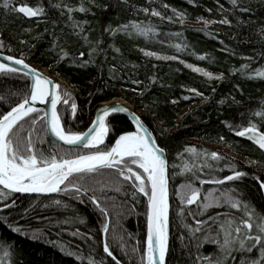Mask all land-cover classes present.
Segmentation results:
<instances>
[{
	"label": "trees",
	"instance_id": "obj_1",
	"mask_svg": "<svg viewBox=\"0 0 264 264\" xmlns=\"http://www.w3.org/2000/svg\"><path fill=\"white\" fill-rule=\"evenodd\" d=\"M41 2L48 9L46 18H28L0 6V39L4 43L0 52L17 57L23 54L26 61L44 67L74 88L75 92L71 94L78 105L75 120L71 119L70 109L63 103L58 109L66 126L74 131H84L93 120L96 104L113 97H122L142 111V120L155 136L160 137L158 143L168 154L171 206L170 252L167 264H192L196 256L195 239L191 245L190 256L189 249L184 247L188 241L185 239L182 243L180 236L191 235L188 229L183 227V223L196 227L195 219L188 213H198L200 209L195 204V206L182 204L176 197V189L180 183H194L197 177L223 179L231 175L233 169L245 172L247 175L240 181L225 184L229 183L230 188L237 189L241 194L242 200L264 213V190L260 187V183L264 181V152L253 143L236 136L237 129L230 130L224 123L248 126V122L251 121L264 131V121L252 115L255 110L264 106V78H254L257 69L264 70L262 55L264 38L261 33L264 29V0H240L241 6L252 9L248 13L233 11L230 0H127L126 3L124 0H95V5L99 7L85 0L91 11L87 14L76 12L73 16L75 20L89 22L85 26V34L89 36L91 43L71 35V21L68 20L67 14L62 17L58 10L49 8V0H13L12 7L18 8L25 4L39 6ZM52 2L55 3L56 0ZM63 2L76 6L80 0ZM2 3L3 0H0V5ZM105 5L108 6L107 10L104 9ZM220 5H223V8ZM143 8H148L149 12H143L141 10ZM152 9L158 11L160 16L152 15ZM209 9L211 11H208ZM173 10L185 14L182 22ZM225 16L232 21L231 25L218 23ZM169 17L172 19L169 20ZM201 17L203 19H199ZM237 19L244 23L238 24ZM205 20L216 23L206 25ZM53 21H56L55 26ZM131 22L151 24L155 27V33L145 38L135 34L128 35L123 31L115 35L111 31H105L109 25L115 29ZM53 32L60 37L58 43L78 61L88 60L89 53L96 49L87 67L75 66L71 59L59 61V49L53 47V41L56 39ZM177 44L186 47L177 51L175 47ZM116 48L120 51L116 52ZM80 52L85 53L83 58H80ZM145 52L157 55L148 56ZM173 56L178 59L157 58ZM201 56L205 59H199ZM243 65L249 67L245 69ZM195 68L202 71L197 72ZM203 72H210L214 76L223 73V79L210 80ZM133 80L142 83L134 84ZM193 88L203 93V97L189 91ZM28 91V77L23 74L10 76L0 74V96L6 97L4 101H0V112L10 110V106L19 103ZM173 100L177 103L173 104ZM221 100L224 103H220ZM108 120L115 129L109 133L107 142L109 146L118 135L133 130L130 121L122 114H114ZM40 128L41 125L38 124L37 129ZM221 136L224 137L223 141L220 140ZM47 140L45 148L52 145V140L48 136ZM205 143L220 146L242 160L236 161L219 150L225 159L214 161L207 157L205 163L204 156L197 159L185 151L187 146H196L198 150L213 152L204 145ZM61 147L63 146L56 143L58 151ZM63 149L67 150L65 147ZM185 163L195 165L193 169L196 171L195 176L191 172L183 171L182 166ZM230 166L232 169L229 171ZM117 180L122 182V178L118 177L114 170H103L94 176L89 174L82 182L98 186L96 181ZM208 183L209 181L205 184ZM131 192L132 188L128 183H124L120 192L112 189L107 191V197L111 198L106 202L111 215L107 239L119 264H142L141 257L146 248L147 198L138 194L133 201ZM14 198L17 201V212L28 208L33 201L39 204L40 201L48 203L50 199L68 200L64 193L14 194ZM69 203L86 220V223L79 227L81 232H88L93 236L92 241L71 237L68 232H64L58 238L56 233L59 229L53 226L55 219H63L64 215H70L72 209H44L42 206L37 207L25 219L16 217L19 224L32 232L46 229L42 240H25L22 238L23 234L14 233L3 224H0V239L14 242L16 257L21 264H87L86 260H74L59 251L60 244L67 241H71L73 247L78 246L85 256L89 252V243H93L95 244L93 255L97 259L104 257L105 264H116L103 253L102 241L105 237L100 229L104 217L100 215L99 210L86 199L84 203L79 201ZM181 209L185 210L183 215ZM227 212L228 206L211 207L196 218L207 221L206 226H209L217 219L222 221ZM231 212L236 216L241 215L236 209H231ZM45 217L54 219L49 223ZM217 224L214 223L211 231L216 233ZM200 227L204 228L203 225ZM113 230L117 236L123 237V248L112 239ZM204 235L203 232L196 233L201 239ZM51 241L58 242L53 245ZM133 248L136 249L135 252L132 251ZM216 251L217 246L211 243L205 244L200 250L203 255ZM258 256L256 250L250 254L251 259ZM238 261L239 255L235 264H238Z\"/></svg>",
	"mask_w": 264,
	"mask_h": 264
},
{
	"label": "snow or ice",
	"instance_id": "obj_2",
	"mask_svg": "<svg viewBox=\"0 0 264 264\" xmlns=\"http://www.w3.org/2000/svg\"><path fill=\"white\" fill-rule=\"evenodd\" d=\"M124 2L126 3L127 0H124ZM88 3L95 5V0H88ZM230 3L233 11H238L239 13L252 11L250 7L241 6L240 0H230ZM12 4L13 0H3L0 6L10 12L23 14L28 18L47 17L48 9L44 7L42 2L39 6L25 4L18 8L12 7ZM95 6L99 7V5ZM48 7L58 10L62 17L67 14L68 20L71 21V35L91 43L89 36L85 34V26L89 22L86 20H75L73 16V13L76 12L87 14L91 11L85 0H80L76 6H70L64 3L63 0H56L55 3L49 0ZM107 7L105 5L104 9L107 10ZM164 7H167V5H164ZM220 7L223 8V5H220ZM141 10L145 13L149 12L148 8ZM173 11L182 22L185 14L176 10ZM208 11H211V9ZM152 15L160 16V13L152 9ZM171 19L169 17V20ZM204 22L206 25L216 23V21L207 20ZM218 23L231 25L232 21L225 16ZM237 23H244V21L237 19ZM55 24L56 21H53V26ZM105 31H111L113 35L123 31L128 35L135 34L148 38L150 34L155 33V27L151 24L131 22L130 24L120 25L115 29L109 25ZM261 33L262 38H264V29L261 30ZM53 35L56 37L53 41V47L54 49H59V61L71 59L73 65L87 67L96 49L89 53L88 60L78 61L75 57H71L58 43L59 35L55 32H53ZM21 43H26V41H21ZM3 47V40L0 39V48ZM175 47L177 51H180L186 45L177 44ZM115 51L119 52L120 49L116 48ZM145 55L156 56L157 54L145 52ZM79 56L83 58L85 53L80 52ZM157 58L178 59L176 56ZM199 59L203 60L205 57L201 56ZM6 61H11L12 63L10 64ZM242 67L247 69L249 65H243ZM194 70L197 72L202 71L199 68ZM112 71L114 73L115 69L113 68ZM21 72H23L24 76L31 79L29 91L22 96L19 103H16L15 106H10V110L0 112V224L5 225L14 233L27 236L29 228L19 224L16 219L17 216L20 219H25L39 206L44 209L68 210L71 208L72 212L70 215H64L63 219H55L53 226L59 229L56 233L57 237L60 238L64 232H68L71 237H79L90 242L93 240V236L88 232H81L79 227L84 225L86 220L69 203V201L84 203L86 199L104 217L101 221L100 229L105 237L102 241L103 253L116 264H119L107 239L110 231V212L106 202L111 199L107 197V191L112 189L120 192L124 187V183H128L132 188L131 198L133 201L136 200L138 194H142L147 198V238L146 248L141 257L142 264H167V256L170 252L169 175L166 149L157 142L160 137L154 136L153 131H150L141 117L132 113L135 130L123 132L111 146L106 144V137L110 131L115 130L108 120L110 114L129 111L127 107L119 103L108 104L98 109V114L87 131H74L71 127L66 126V122L57 108L58 104L63 103L70 109L71 119L75 120L78 105L71 93L63 89L52 78L45 76L41 71L30 67L25 62L23 54H21L20 58L9 55L0 59V74L10 76ZM203 75L210 80L223 79V73L214 76L210 72H203ZM254 78H264V70L257 69ZM132 83L139 84L142 82L133 80ZM189 91L196 96L203 97V93L194 88L189 89ZM12 95H19V93H12ZM5 99L6 97L0 96V101ZM184 99H189V97H184ZM204 99H207V97H204ZM37 102L50 103V113L49 111H43V114H41L42 110L35 107ZM172 103L175 104L177 101L173 100ZM220 103H224V101L221 100ZM252 115L264 121V106L255 110ZM224 123L230 130L233 128L237 129L235 130L236 136L247 137L254 141L260 149H264V131H261L255 123L249 121L248 126ZM38 124L41 125L39 130L37 129ZM49 134L56 139L52 141V145L49 148H45L44 145L48 144L47 136ZM220 140L223 141L224 137L221 136ZM57 142H62V145L68 146L67 150L61 147L58 151L56 148ZM81 148L87 151H73ZM185 151L197 159L204 156L206 158L205 163H207V157L214 161L225 159L218 152L208 153L206 150H198L196 146H187ZM208 166L211 167V165ZM194 168L195 165L188 163L182 166L184 172H191L195 176L196 171H193ZM103 170H114L115 174L122 178V182L120 180L115 182L96 181L98 186H90L82 182L89 174L94 176L102 173ZM246 175L245 172L233 169L231 175L211 182L223 185L225 182L240 181ZM207 182L201 181V183ZM260 187L264 190V181L260 183ZM181 188L186 189L177 192L182 204L192 205L197 203L200 198L199 189L193 187L192 183L182 185ZM16 193H64L68 200L50 199L48 203L40 201L39 204L33 201L28 208L23 209L22 212H17V201L14 198ZM240 195L237 189L230 188L221 193L219 197L212 196L209 198L206 196L204 197V202L199 206L200 211L198 213H188L195 219L196 227L184 222L183 227L188 229L191 235L188 237L181 235L180 240L184 243L185 239H187L188 242L184 244V247L189 249V255L191 256V245L193 239H195L196 256L192 264H235L237 255H239L238 264H264V213L257 211L255 206L242 200ZM221 202L223 205L228 206L229 212L225 213L224 219L217 224L216 235L205 234L203 239L197 237L196 233L204 232V229L200 226L206 222L196 217L203 215L210 207L221 206ZM231 209L238 210L241 215H233ZM184 212L185 210L181 209L182 215ZM44 219L52 223L54 218L45 217ZM209 219L211 220L212 218L210 217ZM213 223H216V221H213ZM46 231V229L33 231L31 238L40 239L45 235ZM210 231L211 225L208 228L209 233ZM112 239L117 241L121 248L124 247L123 237L117 236L114 230L112 231ZM57 242L51 241L53 245L57 244ZM207 243L216 245L217 251L209 255L201 254V248ZM253 250L259 253V256L255 259L250 258ZM59 251L68 257L74 258V260H86L87 264H105L104 257L97 259L93 255L95 252V244L93 243H89V252L86 256L78 246L73 247L71 241L60 244ZM132 251L135 252L136 249L133 248ZM0 253H2L0 255V264H21L16 257L14 242L0 239ZM96 255L99 254L96 253Z\"/></svg>",
	"mask_w": 264,
	"mask_h": 264
},
{
	"label": "water",
	"instance_id": "obj_3",
	"mask_svg": "<svg viewBox=\"0 0 264 264\" xmlns=\"http://www.w3.org/2000/svg\"><path fill=\"white\" fill-rule=\"evenodd\" d=\"M7 56H9V54H6V53H3V52H0V59H3L4 57H7ZM11 56H13V55H11ZM13 57H15V58H20V57H17V56H13ZM6 62H8V63H12L11 61H6ZM25 62L27 63V64H29L30 65V67H32V68H35V69H37V70H39V71H41L44 67H42V66H40V65H38V64H33V63H30V62H28V61H26L25 60ZM13 66H16V65H13ZM16 67H20V66H16ZM45 69V68H44ZM26 71V70H25ZM48 72V71H47ZM43 73V72H42ZM48 73H50V72H48ZM19 74H23V72H21V73H19ZM45 76H48V77H50L49 75H46L45 73H43ZM24 75V74H23ZM52 75V74H51ZM53 76H55V75H53ZM57 77V76H56ZM51 78V77H50ZM59 78V77H58ZM28 79H29V86H30V83H31V79H30V77H28ZM53 79V78H52ZM61 79V78H60ZM54 81H56L55 79H53ZM57 82V81H56ZM66 82V81H65ZM58 83V82H57ZM67 83V82H66ZM122 99L121 101H125V103H123V102H116V101H113L114 99ZM104 101H113V103H111V104H114V103H119V104H121V105H123V106H125V107H127L128 109H129V111L128 112H121V113H113V114H110V116L108 117V119L112 116V115H114V114H122V115H124L129 121H130V123L132 124V126H133V130H131V131H134L135 130V124H134V122H133V118H132V113H135L136 115H138V116H140L141 117V111L140 110H138V109H136L130 102H128L126 99H124V98H122V97H113V98H111V99H108V100H104ZM102 102V101H101ZM108 105V104H107ZM58 106H59V104L57 105V108H58ZM103 106H105V105H101L100 103H98V104H96V106H95V108H94V117H93V120H95V118H96V115L98 114V109H100V108H102ZM35 107H37L38 109H43V111H49V113H50V108H51V105H50V103H47V104H44V103H40V102H37L36 104H35ZM141 119H142V117H141ZM92 120V121H93ZM145 123V122H144ZM91 124H92V122H91ZM91 124L86 128V130L85 131H87V129L91 126ZM146 124V123H145ZM146 126L149 128V126L146 124ZM150 129V128H149ZM85 131H83V132H85ZM150 131H151V129H150ZM262 131V130H261ZM122 134V133H121ZM154 135V134H153ZM155 136V135H154ZM48 137L53 141V140H55L56 138L55 137H53V136H51V134H49L48 135ZM108 137H109V135L106 137V143H107V141H108ZM239 137V136H238ZM118 138V137H117ZM240 138H242V139H245V140H247V141H249V142H251V143H253L255 146H257L258 148H259V146L257 145V144H255L254 143V141H252V140H250V139H248L247 137H240ZM115 142V141H114ZM113 142V143H114ZM158 142V141H157ZM57 144H59V145H61V146H63V147H65V148H68V146H66V145H62V142H57ZM159 144V143H158ZM82 149V148H81ZM260 149V148H259ZM260 150H262L263 152H264V149H260ZM166 154H167V151H166ZM167 160H168V154H167ZM168 175H169V163H168ZM168 189H169V205L171 206V201H170V179H169V183H168ZM16 194H19V195H50V194H28V193H24V194H21V193H16ZM53 194V193H52ZM110 220H111V215H110V218H109ZM169 236H170V210H169ZM146 238H147V232H146ZM145 247H146V239H145Z\"/></svg>",
	"mask_w": 264,
	"mask_h": 264
},
{
	"label": "rangeland",
	"instance_id": "obj_4",
	"mask_svg": "<svg viewBox=\"0 0 264 264\" xmlns=\"http://www.w3.org/2000/svg\"><path fill=\"white\" fill-rule=\"evenodd\" d=\"M72 88V87H71ZM71 90H73L72 92H75V90H74V88H72ZM124 101V100H123ZM124 103H125V101H124ZM205 146H207V148H211L212 149V151H215V152H218L219 153V150H222V152H225L224 154L225 155H227V156H229V157H231V158H235L236 159V161L237 160H242V159H240L237 155H235V154H233V153H231V152H229L228 150H224V149H222V147H220V146H216V145H213V144H209V143H205L204 144ZM222 155V154H221ZM232 169V166H230V168L228 169L229 171ZM230 174V173H229ZM196 180V182H198V183H196V182H194V183H196V184H194V183H192L193 184V187H195V188H197V189H199V193H200V198H199V200L197 201V203H195V205H197L198 206V208L200 209V204H202L203 202H204V197H209V198H211L212 196H217V197H219L220 195H221V193H223L225 190H227V189H230V184L229 183H226L225 185H219V184H216V185H211V181H213V180H219V179H204V178H202V177H198V178H196L195 179ZM201 181H209V183L208 184H205V183H201ZM211 182V183H210ZM187 184H189V183H180L178 186H177V191H176V193L177 192H179V191H184V190H186V189H182L181 188V186L182 185H187ZM212 184H215V183H212ZM232 184V183H231ZM220 186H223V187H220ZM176 197L180 200V197L176 194ZM181 201V200H180ZM186 204V203H185ZM194 205V204H193ZM194 205V206H195ZM225 207V206H227V205H223V203L221 202V206H219V207ZM214 207H216V206H214ZM211 208V207H210ZM219 219H217V220H215L216 221V223H219L220 222V220L218 221ZM205 222H207V221H205ZM215 223V224H216ZM209 225H211V228L214 226V223L212 224H209ZM203 229H204V232L203 233H205V234H210V235H212V236H215L216 235V233H215V231H210V233L208 232V228H209V226H206V223L203 225Z\"/></svg>",
	"mask_w": 264,
	"mask_h": 264
},
{
	"label": "bare ground",
	"instance_id": "obj_5",
	"mask_svg": "<svg viewBox=\"0 0 264 264\" xmlns=\"http://www.w3.org/2000/svg\"><path fill=\"white\" fill-rule=\"evenodd\" d=\"M47 71L48 70L44 69V68L41 70V72H43L46 75H49L51 78L55 79L62 86V88L66 89L68 92L72 93L73 90H71L72 88L68 83H66L62 78L60 79V78L56 77V75L55 76H53V74L51 75V73H48L49 71L48 72ZM121 100L122 99L119 98V99H114L113 101L124 103V101H121ZM113 101H102V102H100V104L101 105H107V104L113 103ZM61 104L62 103L59 104L58 109L61 106ZM41 110H42V114H43V109H41ZM31 233H32V231L29 230V234L27 236L23 234L22 238L29 241L30 239H32ZM39 240H42V238H40Z\"/></svg>",
	"mask_w": 264,
	"mask_h": 264
}]
</instances>
